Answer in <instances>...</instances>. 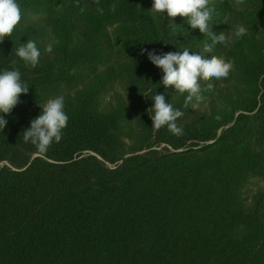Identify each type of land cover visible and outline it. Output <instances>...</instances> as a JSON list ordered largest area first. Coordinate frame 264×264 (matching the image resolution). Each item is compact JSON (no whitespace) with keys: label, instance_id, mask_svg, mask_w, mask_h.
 I'll list each match as a JSON object with an SVG mask.
<instances>
[{"label":"trees","instance_id":"16d2710c","mask_svg":"<svg viewBox=\"0 0 264 264\" xmlns=\"http://www.w3.org/2000/svg\"><path fill=\"white\" fill-rule=\"evenodd\" d=\"M211 2L212 29L226 37L213 52L233 69L201 82L204 97L225 98L206 113L195 110L200 100L185 106L186 93L165 89L161 70L139 54L211 39L184 18L163 19L147 0H18L21 20L0 41V68H19L29 85L0 131V264H264V196L248 211L239 199L245 180L264 179V32H248L264 31V0ZM169 19L187 33L175 34ZM238 25L247 32L236 38ZM27 39L41 49L35 67L14 55ZM118 61L130 66L146 135L127 155L124 103L97 111ZM232 82L242 89L226 96ZM79 89L65 98L59 143L40 154L23 141L39 104ZM155 92L183 113L182 135L151 127Z\"/></svg>","mask_w":264,"mask_h":264},{"label":"clouds","instance_id":"9594fccd","mask_svg":"<svg viewBox=\"0 0 264 264\" xmlns=\"http://www.w3.org/2000/svg\"><path fill=\"white\" fill-rule=\"evenodd\" d=\"M150 10L159 14L163 19L164 13L169 18L179 15L184 18L189 28L198 29L205 36L211 37L200 47L188 44L178 47V51L169 52L141 48L139 53L146 56L154 66L161 70L160 83L165 89L172 86L176 92L186 93L185 106L189 102L203 100L204 92L201 82L226 78L233 69V62L230 59L213 52L214 45L224 44L226 37L222 32L217 33L212 29L215 9L211 0H151ZM20 20L21 9L18 0H0V41L6 35L11 36ZM169 20L175 34L179 31L178 28H183L174 23L172 19ZM183 29L185 30L183 33L179 31L182 35L188 31L186 28ZM246 32V26L238 25L233 36L239 38ZM55 43H57L55 39L51 40L43 50L51 52ZM14 55L25 66L35 67L39 63L41 49L34 40L27 39L22 43L18 42ZM28 85L22 80L19 68L15 66L0 68V131L7 126L6 116L19 102V95L28 92ZM206 87L211 91L214 86L208 83ZM150 99L152 104L148 115L151 119V127L156 130L166 127L171 134L182 135L183 128L177 123L178 118L183 114L181 110L174 107L165 98L163 92H155ZM39 108V113L29 120L28 127L22 131V138L25 143H31L38 153L45 154L51 144L60 142L63 129L67 126L65 97L64 95L51 96L42 105L39 104Z\"/></svg>","mask_w":264,"mask_h":264},{"label":"rangeland","instance_id":"374dc122","mask_svg":"<svg viewBox=\"0 0 264 264\" xmlns=\"http://www.w3.org/2000/svg\"><path fill=\"white\" fill-rule=\"evenodd\" d=\"M147 1L151 6V0ZM113 28L114 27H110L109 31H112ZM248 32L258 39V36H260V34L264 31L259 29H249ZM113 60H116V56H114ZM111 68L113 69V75L116 81L112 82L105 91L99 94L97 101V111L101 113L109 112L117 106L118 102L124 103L126 114L129 116V120H131L128 123V135L125 136V138H122L125 146L123 148V152L127 155V153L132 148L137 147L146 136L143 135L141 125L139 121H137V110L140 107V103L137 101L139 99V92L127 83L129 81V73L131 71L130 66L128 68L127 64L120 63V61H118L115 62ZM90 85H92V83ZM241 89L242 88L238 87L235 82H232L228 87L226 96L228 93H230V96H236L238 90ZM80 90L82 89H79L76 92H71L72 90H66L60 95H64L65 98H72ZM220 94V92H217L209 97H204V99L200 100L198 104H195V110L204 111L206 113L216 110L225 101V98L221 97ZM141 139L142 141L140 142L139 140ZM160 148L161 146H159L157 149ZM108 165L113 166L114 164ZM260 195L264 196V179L257 176H252L245 180L241 186L239 196L243 209H246V211L251 209L253 205L260 199ZM261 202L262 204L259 205L263 206L264 199Z\"/></svg>","mask_w":264,"mask_h":264}]
</instances>
